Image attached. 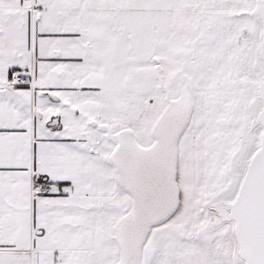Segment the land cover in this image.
<instances>
[{
	"label": "snow or ice",
	"instance_id": "1",
	"mask_svg": "<svg viewBox=\"0 0 264 264\" xmlns=\"http://www.w3.org/2000/svg\"><path fill=\"white\" fill-rule=\"evenodd\" d=\"M0 264H264V0H0Z\"/></svg>",
	"mask_w": 264,
	"mask_h": 264
}]
</instances>
